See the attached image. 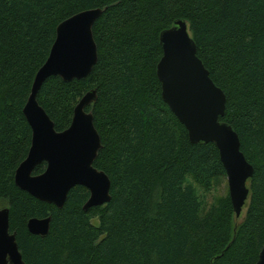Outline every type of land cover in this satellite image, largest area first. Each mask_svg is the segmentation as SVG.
Wrapping results in <instances>:
<instances>
[{"label":"trees","instance_id":"trees-1","mask_svg":"<svg viewBox=\"0 0 264 264\" xmlns=\"http://www.w3.org/2000/svg\"><path fill=\"white\" fill-rule=\"evenodd\" d=\"M101 8L98 62L83 80L49 78L38 94L58 132L89 91L102 148L94 167L111 179L112 201L84 211L77 186L63 209L15 184L31 147L23 109L56 29ZM183 20L197 55L227 98L225 116L254 167L236 217L219 151L192 144L162 98L160 34ZM38 166L35 175L43 173ZM10 208L25 264H256L264 245V0H0V208ZM51 217L47 236L31 218Z\"/></svg>","mask_w":264,"mask_h":264},{"label":"water","instance_id":"water-1","mask_svg":"<svg viewBox=\"0 0 264 264\" xmlns=\"http://www.w3.org/2000/svg\"><path fill=\"white\" fill-rule=\"evenodd\" d=\"M101 8L80 12L59 24L49 56L38 70L23 113L31 130V147L15 172L16 186L37 199L63 209L68 195L77 186L85 187L90 197L84 211L112 201L110 177L94 167L102 140L88 108L96 102L97 91L87 92L74 109L71 125L58 132L38 94L51 77L65 83L86 79L98 62L93 27L103 15ZM163 56L157 66L162 98L188 131L192 144H214L227 175L229 196L237 218L241 217L249 197L248 180L254 167L241 150V141L233 127L220 119L225 116L227 98L211 79L197 55L188 25L177 20L160 34ZM43 163L46 169L35 175ZM51 217L31 218L27 229L34 236L50 232ZM0 264H25L16 232L10 229V208H0ZM256 264H264V245Z\"/></svg>","mask_w":264,"mask_h":264}]
</instances>
